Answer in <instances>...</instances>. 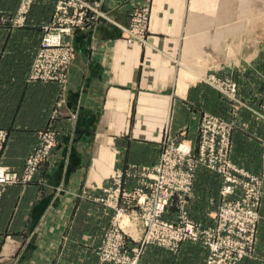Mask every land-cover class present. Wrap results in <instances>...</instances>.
Here are the masks:
<instances>
[{
    "label": "crops",
    "instance_id": "0c3cea01",
    "mask_svg": "<svg viewBox=\"0 0 264 264\" xmlns=\"http://www.w3.org/2000/svg\"><path fill=\"white\" fill-rule=\"evenodd\" d=\"M23 1L0 0V166L20 174L56 101L64 102L53 155L31 182L1 196L0 264H97L112 218L97 198L113 173L155 165L167 132L196 146L203 114L233 125L237 166L260 170L264 0H103L100 10L123 26L133 8L148 7L145 41L130 42L103 20L77 31L63 87L29 80L56 0H33L18 27ZM209 74L236 83L238 108L200 80ZM127 181L132 188L135 177ZM220 185L198 169L190 208L197 222L216 210ZM261 191L253 252L239 264H264V178ZM205 256L199 243L183 242L175 256L149 247L139 263L204 264Z\"/></svg>",
    "mask_w": 264,
    "mask_h": 264
},
{
    "label": "built area",
    "instance_id": "2783aa9c",
    "mask_svg": "<svg viewBox=\"0 0 264 264\" xmlns=\"http://www.w3.org/2000/svg\"><path fill=\"white\" fill-rule=\"evenodd\" d=\"M24 1L23 6L27 4V1L25 3ZM60 2L61 0L57 3V10L60 9L58 7ZM64 4L71 5L69 2ZM85 4L87 3L85 2ZM87 5L89 6V4ZM66 15L65 12L64 16ZM145 24L146 18L143 15V22L141 25L137 24L135 28L142 26L141 33H143ZM61 32L67 31L62 30ZM60 38L58 34L45 36L44 43H42L45 49L42 51H46L47 47L58 49ZM65 59L69 60V58ZM37 62L38 60H35L33 64L34 73ZM39 78L36 76L33 79L38 80ZM210 81L211 84L225 85L227 91L225 95L228 99L232 102L236 99V83L227 79L217 78L215 80L214 77ZM55 118L54 115L51 120ZM262 119L264 121V116ZM231 131L232 128L229 123L218 117L205 114L199 130L200 144L194 159L191 155V146L185 142L166 144L159 161L152 167L141 169V175L146 176L149 182L141 186L136 193V205L139 208V213L133 212L130 216L124 215V209L117 205L119 195L116 192H118L117 188L122 174L116 173L118 185L112 189L117 191L106 195L107 198L114 199L110 206L115 210L116 218L120 222L123 217H127L133 227H138L139 224L143 225L145 229L143 237H141L143 231L140 237L137 233L136 237L134 235L135 238L139 237V240L136 242L137 247L132 249L133 260L130 264H137L139 256L148 245L157 244L175 251L178 244L185 240L203 241V244L208 248L206 264H238L242 259L250 257L257 224L260 220L258 209L264 178V139L260 170L252 173L237 166L231 159ZM57 135V128L53 122L39 133L38 143L27 156L20 174L10 172L6 167L0 166V195L6 186L20 182L26 183L32 179L41 164L49 158L55 148ZM5 141L6 133L0 130V150ZM195 163L204 164L211 171L218 173L222 179L219 192L221 204L217 213L216 225L213 227L201 228L195 223L188 222H181L179 226H175L177 224L163 218L174 197H177L182 204L181 207H184L185 198L190 196L192 192ZM110 191L111 189L107 193ZM183 215L185 212L182 213Z\"/></svg>",
    "mask_w": 264,
    "mask_h": 264
},
{
    "label": "rangeland",
    "instance_id": "374dc122",
    "mask_svg": "<svg viewBox=\"0 0 264 264\" xmlns=\"http://www.w3.org/2000/svg\"><path fill=\"white\" fill-rule=\"evenodd\" d=\"M26 1H27V4L18 8V10H17L18 14H20V18H18L17 20L16 19L12 20V23L15 26L20 27L24 23L25 17L30 10V7H31L33 0H25L24 3ZM58 1L59 0L55 1L54 13H53L52 19L50 20V22L48 24H46L43 27V28H45V31H44V35L41 38L40 47H39L38 51L36 52L32 62H31V65H30L29 80L32 82H38V81H40V82H53V83L58 84L60 87H63L66 83L68 69H69V66L73 60L74 53H75L74 47H73L72 42H71V37L77 31L84 30L89 25H91L92 23H96L99 20H103L105 23L117 26V28H119L121 30V32L125 35L124 38L130 42L136 41L139 44H143L145 41V33L147 31V28H148L149 15H150V10L148 7L133 8L127 16V26H123V25H119V24L115 23L107 14L103 13L100 10V7H101L103 0H85V2L87 4H89V6L87 4H85L84 0H61L60 4L58 6L60 9L57 10L56 6H57ZM68 2L71 4L70 6H67L66 4H64V3H68ZM65 12L67 14L66 16H64ZM143 15L146 18V24H145V28H144L143 33H141L142 32V26H141V28L140 27L135 28V27H137V24L141 25V23L143 22ZM82 17H83V19H82ZM41 29H42V27H41ZM62 30H65L67 32L62 33L61 32ZM134 32H135V34H134ZM57 34L60 35V37H61L60 42H59L60 47L58 49L53 48V47H47L46 51H42L45 49V47L42 45V43H44L45 36L57 35ZM133 36H137V37H133ZM262 45L264 48V42ZM65 58H69V60L65 59ZM35 60H38V62H37V67H36L35 73H34L33 64H34ZM67 60H68V62H67ZM36 76H39L42 79H48V80L43 81L40 78L38 80L33 79V78H36ZM213 77L215 78V80L217 79L216 76L210 75V74L206 75V76H201V77L199 76L200 80L203 83H205L208 86H211V88L215 89L219 94L222 95L223 98L228 99V97L225 95V93L227 92L225 89V85H223V84L216 85L213 83L211 84L210 79ZM51 78H53V79H51ZM227 80H229V79H227ZM229 81H232V80H229ZM232 82H234V81H232ZM263 97H264V94L262 95V98H261V101H262L261 107L263 110L261 117L264 116ZM63 102H64L63 98H59V100L56 101L55 107H54L53 111L50 113L49 118H48L49 124L51 122H53L55 128H57L58 135H59V130H58L57 124H58V120L60 117V108L62 107ZM232 103L235 105L236 108H238L237 107V105H238L237 97ZM54 115L56 118L54 120H51V118ZM204 115L205 114H203L201 116L200 121H199L196 146H193L191 143H186V144L191 146V155H192L193 159L197 153V148L199 147V144H200L199 130H200V125H201V122L203 120ZM49 124H48V126H49ZM229 124L232 128V131H231V137H232L233 125L231 123H229ZM58 135H57L56 146L52 150L49 158L53 155V152L57 147ZM38 137H39V135H38ZM6 138H7V134H6ZM263 139H264V137L262 138L261 144H263ZM181 142H183V141H181ZM181 142H179V140L178 141H174L172 139L170 140V137H169L168 132H167V134H165V136H163V140L161 142L162 146L159 149L160 150L159 151V158H160L161 152L163 151L166 144H170V143L178 144ZM37 143H38V141H37ZM37 143H36V145H37ZM4 144H3V146H4ZM3 146L0 150V153L3 149ZM231 148H232V144H231ZM32 149H31V151H32ZM30 152H29V154H30ZM27 156H26V158H27ZM26 158H25V160H26ZM49 158L41 164V166L39 167V170L42 168V165L49 160ZM25 160H24V164H25ZM158 161H159V159H158ZM24 164H23V168H24ZM1 167H3V166H1ZM150 167H152V166H150ZM142 168H144V167L138 168V170H137L138 175L132 173V170H134L133 168H130V169L128 168L127 170H125L123 172L118 171V172L113 173L112 185L105 187L103 190L104 196L97 198V201L100 202V204H103V207L106 210L112 211V218L110 220V224L107 227V229L104 230L103 235H102V239H101L100 244L96 250V253L98 256L97 264H130L131 261L133 260L132 259L133 258L132 249L137 247L136 242L139 240V237L142 234V231H143V234L141 235V237L144 236V234H145L144 226L138 224V227H133L130 224L127 217H123L119 222V220L115 216V210L110 206L113 203L114 199H111L110 197L107 198L106 195H109L110 193L117 191L116 189H112V188H114L115 185L116 186L118 185V183H117L118 179L115 176L116 173H121L122 175H121V179H120V184H119V187L117 188L118 192H116L119 195L118 200H117V205L124 209V210L122 209L124 212V215L130 216V214H132L133 212L139 213V208L136 205V201H137L136 193L140 190L141 186H144L149 182V179L146 176L141 175V173H142L141 169ZM200 168H203V169L207 170L208 172L216 174L220 178V181L222 184L221 176L218 173L211 171L204 164H201V163H195L194 180L196 177V173H197L198 169H200ZM7 169L10 172H13L9 168H7ZM39 170L37 172H39ZM14 173H16V172H14ZM33 177H32V179H33ZM131 177L132 178L135 177V181L133 182L134 186L132 188H131L132 183L130 181L125 182V179L131 178ZM32 179L29 182H31ZM194 180H193L192 187H191L192 192H191L190 196L185 198L184 207H181L182 204H180L179 199L177 197H174L171 200L170 205L167 209V212L163 216V218H165V220L173 222L174 224H177L175 226H179V224L181 222L182 223L188 222V223H193V224L195 223L196 225L200 226L201 228H205L206 226L207 227H213L216 225V222H217L216 218H217V213H218L219 208H220L221 200L219 197H218V203H217V200H215L217 203V206H216V210L214 211L213 214L212 213L208 214L209 216H206V218L204 220L202 219L201 221L197 222L195 219L197 216L195 214L190 215V208H191V213H192L193 206L196 203V200L193 197ZM29 182H26V183L20 182V183H15V184H22L23 185V184H28ZM15 184H10L3 189V191L1 192V195H0V200H1V196L4 192V190L7 187L15 185ZM110 189H111V191L109 193H107V191ZM220 189H221V185H220ZM219 192H220V190H219ZM192 202L194 203L193 205H191ZM213 202H214V200H213ZM183 212H185V215L182 216ZM209 219L211 220V224L206 225L207 223L205 224V221H207ZM258 224H259V221H258ZM258 224H257V230H258ZM257 230H256V235H257ZM136 233L139 234L138 238H135ZM134 235H135V237H134ZM107 239H109V240H108V243L106 244ZM255 239H256V236H255ZM183 242H193V241L185 240V241H182L180 244H182ZM254 242H255V240H254ZM194 243H199L204 248V253H206L204 264H206L207 255H208L207 246L203 244L202 240L194 241ZM180 244H178L177 249L175 251L169 250V248H165V247L159 246L157 244L148 245L145 248V250L148 249L149 247H153V248L161 249L162 251L170 252V253H172V256H175L179 252ZM145 250H144V252H145ZM252 252H253V250H251L249 256L252 255ZM143 253L139 256L137 264H141V263H139V260H140L141 256L143 255ZM127 258H129V259H127ZM178 259H179V256H178Z\"/></svg>",
    "mask_w": 264,
    "mask_h": 264
}]
</instances>
